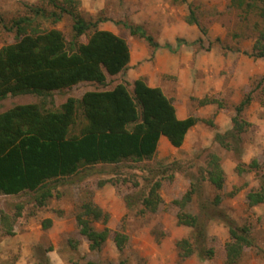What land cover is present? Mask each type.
<instances>
[{
    "label": "rangeland",
    "instance_id": "1",
    "mask_svg": "<svg viewBox=\"0 0 264 264\" xmlns=\"http://www.w3.org/2000/svg\"><path fill=\"white\" fill-rule=\"evenodd\" d=\"M79 2L80 13L86 20L107 18L108 22L100 24V28L126 38L132 52L139 57L125 76L111 78L107 88L143 78L148 84L162 86L179 109L187 108V114L200 121L192 128L181 148L172 147L166 140L168 147L160 146L154 158L143 163L85 167L78 175L60 182L59 188L53 191V198L42 206L36 201L35 193L0 195V208L7 219L0 227V264H227L220 248L209 260H201L198 255L188 258L179 255L178 244L191 237L192 229L178 223L176 210L171 209L170 204L182 199L193 188L197 191L184 212L202 217L203 205L209 204V211L216 218L207 221V233L222 246L232 241L226 217L237 226L248 228L256 244L245 249L236 264H264V204L255 207L247 204L248 193L260 189L264 175V122L258 121L264 117L261 113L264 110V84L259 86L262 79L259 76L250 78L248 84L241 82L240 90L233 84L238 80L237 67L244 59V48L255 44L263 30L262 25L257 24L261 21L252 6L238 8L232 0ZM32 6L50 9L43 0H0V15L8 23L33 14ZM191 10L196 13L200 25L206 28V36L198 25L188 23ZM117 21L144 27L162 45L168 42L176 46L177 39L189 45L175 53L167 49L154 52L145 41L116 25ZM38 24L42 29L57 28L71 38L72 21L69 19L55 25L39 19ZM198 39L203 43L193 44ZM14 41L15 34L5 31L0 25V49ZM229 51L234 53L229 54L233 55L231 62L223 66V59H229ZM209 65L211 67L207 69ZM201 79H205L204 83ZM208 83L214 87L209 89ZM102 88L105 87L82 83L70 92L48 98L31 93L7 97L0 100V113L28 103H42L45 108L57 109L70 95L80 99L86 91ZM252 90L253 101L243 116L250 127L242 135L238 147L243 151L241 159L246 165L257 160L261 167H247L245 173L239 174L236 170L239 162L237 153L216 142L215 134L220 132L219 127L230 125L232 129L235 108ZM181 93L189 95V105L176 99ZM206 97L214 102L203 105ZM210 154L220 157L226 174L221 191L211 185L206 173L201 172ZM157 182L162 185L159 194L163 202L156 212H152L143 199L148 195L149 186ZM218 195L221 202L217 206L215 199ZM86 202L94 203L108 215L106 223L103 219L92 223L97 231L106 227L111 230L100 251L91 250L88 240L79 232L77 217ZM47 219L52 222L45 229L43 222ZM116 232L128 236L124 252L117 249L114 241Z\"/></svg>",
    "mask_w": 264,
    "mask_h": 264
},
{
    "label": "trees",
    "instance_id": "2",
    "mask_svg": "<svg viewBox=\"0 0 264 264\" xmlns=\"http://www.w3.org/2000/svg\"><path fill=\"white\" fill-rule=\"evenodd\" d=\"M43 1L49 10L32 6L33 14L8 23L0 15L3 29L15 34V41L0 49V100L29 93L48 98L70 92L82 83L105 88L88 90L80 99L70 95L57 109L45 108L42 103H28L0 113V195L35 193L40 206L53 198V191L59 188L60 182L78 175L85 167L118 166L125 162L139 164L151 160L157 154L163 136L173 147L181 148L188 132L200 121L195 116L179 119L174 100L161 87H152L143 78L107 88L111 78L125 76L129 69L131 49L126 38L100 28V24L108 22L107 18L86 20L80 13L79 0ZM232 2L242 9L252 6L261 21L257 24L262 25L263 30L252 52L245 54L255 59L264 58V0ZM39 19L52 25L64 19L71 20V38L57 28L42 29ZM188 20V23L198 25L204 36L207 35L206 28L200 25L193 10ZM115 24L123 26L131 36L145 41L154 52L164 47L175 53L189 45L181 39H177L176 46L170 43L161 45L140 25L126 21ZM198 43L202 44L203 40L198 39L193 44ZM262 84L264 76L259 86ZM252 93L253 90L235 108L232 129L215 134L216 142L237 153L239 162L236 170L239 174L245 173L247 167H261L257 160L246 165L241 159L243 151L238 147L242 135L250 127L243 116L253 101ZM212 102L214 100L206 97L202 104ZM209 123L216 127L213 122ZM207 157L201 172L206 173L211 185L221 191L226 182L221 159L216 154ZM161 186L159 182L149 186L148 195L143 199L152 212H156L163 202L159 194ZM196 191L193 188L182 199L170 204V208L176 210L178 223L192 229L191 237L179 242V255L182 258L198 255L201 260H209L220 248L227 264L238 263L244 250L256 244L251 231L226 217L232 241L222 246L217 239L208 236L207 221L216 218L210 213L209 204L203 205L202 217L184 212ZM220 202L218 195L215 205ZM247 204L249 207L264 204V175L260 189L248 193ZM81 208L82 212L77 217L79 232L86 237L91 250L100 251L111 230L106 227L97 231L92 223L101 219L106 223L108 215L92 202H86ZM6 220L0 208V227ZM51 222L50 219L45 220L43 227L48 228ZM114 241L119 252H124L129 239L116 232Z\"/></svg>",
    "mask_w": 264,
    "mask_h": 264
},
{
    "label": "crops",
    "instance_id": "3",
    "mask_svg": "<svg viewBox=\"0 0 264 264\" xmlns=\"http://www.w3.org/2000/svg\"><path fill=\"white\" fill-rule=\"evenodd\" d=\"M104 30H107V29H104ZM111 31V30H110ZM168 43V42H167ZM165 43V44H167ZM164 44V45H165ZM162 45V44H161ZM174 46V45H173ZM254 48V43L250 44L249 47H245L244 48V52H243V55L244 56V59L242 60V62L244 63H239V66L237 67L238 69V80H234L233 81V84H236V87L239 88L237 90H240L242 88V85L241 82H246V84H248V82L250 81V78H253V77H263L264 76V58H260V59H257L256 61H254V58H251L249 55L245 54V53H251L252 50ZM160 49H166L164 47H161ZM159 49V50H160ZM181 49V48H180ZM168 50V49H167ZM179 51V50H178ZM171 52V51H170ZM233 52H237L239 53L240 50H234ZM232 51H229L228 53V58L229 59H223L222 63H223V66H225L226 62H231V56L233 57V55H229V54H234ZM138 55L134 54L131 50V61H130V64H129V68L134 66V64H136L138 62ZM252 60V61H251ZM233 62V61H232ZM216 66V65H215ZM211 66L209 65V67H207V69H209ZM203 68V67H202ZM202 68L200 70H202ZM222 70L221 68H219V71ZM208 71V70H206ZM212 72V71H211ZM205 79H201V83H204ZM209 82V81H208ZM149 85L152 86V87H161L163 89L162 86L160 85H157V84H153V83H150L149 82ZM214 86L211 84V83H208V88L211 89L213 88ZM164 90V89H163ZM213 90V89H212ZM165 92V91H164ZM216 93V92H215ZM169 97V96H168ZM199 97V96H197ZM171 98V97H170ZM179 101L180 100H183L185 104L189 105L190 104V99H189V95H184V94H180L177 96V98ZM189 99V100H188ZM174 100V99H173ZM208 105V104H207ZM176 106V105H175ZM176 110H177V116L179 119H186L188 118L190 115L187 114L188 112V109L186 108L185 110H182L181 108L179 109L177 106H176ZM263 110V109H261ZM264 116V110L261 112ZM258 121L260 122H264V117L262 119H258ZM194 128V127H193ZM231 129V126H227V127H219V131L220 133L221 132H226L227 130ZM192 130V129H191ZM190 130V131H191ZM190 131L188 132L187 134V137L186 139L188 138V135L190 134ZM166 140H168L166 137H162L161 140H160V143L161 145L159 144V147L161 146V148H166L168 147L167 143H166ZM186 141V140H185ZM172 146V145H171ZM173 147V146H172ZM175 148V147H174ZM6 196V195H4ZM2 227V226H1Z\"/></svg>",
    "mask_w": 264,
    "mask_h": 264
}]
</instances>
